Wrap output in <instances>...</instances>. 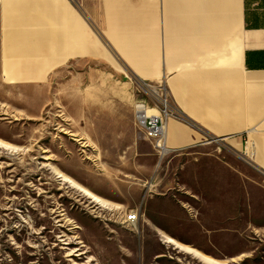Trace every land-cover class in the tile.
I'll return each mask as SVG.
<instances>
[{"label": "rangeland", "instance_id": "1", "mask_svg": "<svg viewBox=\"0 0 264 264\" xmlns=\"http://www.w3.org/2000/svg\"><path fill=\"white\" fill-rule=\"evenodd\" d=\"M61 66L38 72L36 83L23 81L44 88L0 89V264H264V196L246 186L240 202L202 205L186 177L188 166L194 176L204 159L171 151L158 161L147 138L138 161L122 160L132 152L120 145L122 108L159 110L163 98L177 115L164 81L127 79L109 54L76 53ZM1 76L15 83L11 73ZM233 157L227 163L239 167ZM130 211L139 214L135 224L124 220ZM177 229L188 236L229 231L238 247L212 245L204 255L184 248L187 254L160 237Z\"/></svg>", "mask_w": 264, "mask_h": 264}, {"label": "crops", "instance_id": "2", "mask_svg": "<svg viewBox=\"0 0 264 264\" xmlns=\"http://www.w3.org/2000/svg\"><path fill=\"white\" fill-rule=\"evenodd\" d=\"M76 53L109 54L133 81H164L177 112L165 122L166 147L204 159L186 177L200 204L240 202L246 186L264 196V0H0V89L49 86L23 81L38 82V72L61 69ZM6 73L15 83L2 81ZM122 117L120 145L132 150L122 160L136 162L146 137L131 108ZM242 168L255 177L244 179ZM226 233L160 237L204 255L217 244L237 250Z\"/></svg>", "mask_w": 264, "mask_h": 264}, {"label": "built area", "instance_id": "3", "mask_svg": "<svg viewBox=\"0 0 264 264\" xmlns=\"http://www.w3.org/2000/svg\"><path fill=\"white\" fill-rule=\"evenodd\" d=\"M158 100V99H157ZM162 105L159 108L160 113L158 115L146 114L147 105L143 103H137L134 109V117L140 129L145 134V137L150 141L152 149L156 151L158 161L162 160L166 156V132L165 122L167 117L175 115V111L172 107ZM125 222L129 224H135L139 220V214L137 211H130L125 214Z\"/></svg>", "mask_w": 264, "mask_h": 264}, {"label": "bare ground", "instance_id": "4", "mask_svg": "<svg viewBox=\"0 0 264 264\" xmlns=\"http://www.w3.org/2000/svg\"><path fill=\"white\" fill-rule=\"evenodd\" d=\"M152 94H153V96L156 98V99H160L161 97H160V95H159V93L157 92V90H153L152 89ZM161 100H162V104L163 105H167V106H169L168 105V102L166 101V100H164L163 98H161ZM146 110H148V111H150V114H148L147 113V111H146V114L148 115V116H150V115H158L159 113H160V111L157 109V108H147ZM167 118H169V117H167ZM165 149H166V154H168V152H169V149H167V147L165 146Z\"/></svg>", "mask_w": 264, "mask_h": 264}]
</instances>
